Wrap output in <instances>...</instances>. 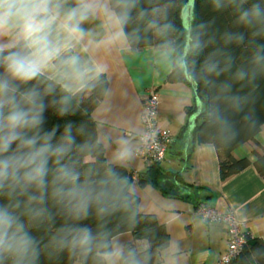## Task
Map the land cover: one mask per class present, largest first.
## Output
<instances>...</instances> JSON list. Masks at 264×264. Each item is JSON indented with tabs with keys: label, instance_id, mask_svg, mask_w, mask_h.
Wrapping results in <instances>:
<instances>
[{
	"label": "clouds",
	"instance_id": "1",
	"mask_svg": "<svg viewBox=\"0 0 264 264\" xmlns=\"http://www.w3.org/2000/svg\"><path fill=\"white\" fill-rule=\"evenodd\" d=\"M212 5L231 12L235 30L217 35L192 25L178 43L167 0H0V264H43L42 257L64 254L74 264H149L147 247L116 242L108 226L135 210L134 186L117 168L133 146L119 140L104 162L86 127L46 124L101 84L100 53L143 46L156 63L203 87L209 127L234 138L235 117L255 119L252 93L235 86L254 91L264 78V0ZM232 46L247 52L242 63Z\"/></svg>",
	"mask_w": 264,
	"mask_h": 264
},
{
	"label": "crops",
	"instance_id": "2",
	"mask_svg": "<svg viewBox=\"0 0 264 264\" xmlns=\"http://www.w3.org/2000/svg\"><path fill=\"white\" fill-rule=\"evenodd\" d=\"M190 5L191 1L183 12L184 19L190 13ZM98 58L104 65L108 87L91 115L98 124L97 138L104 147L107 162L112 161V154L121 139H127L135 152L142 131V99L150 89H156L159 94L157 125L172 135L165 159L160 163L164 171L180 175V181L171 176L161 179V187L172 186V194H165L150 185L140 187L136 181L132 183L139 197V211L153 214L158 223L165 226L169 236L168 246L160 252L156 264H215L224 252L226 225L207 222L197 216L195 209L200 202L220 213L233 211L249 237L264 241V178L255 167L251 164L222 180L218 155L212 144H195L190 158L186 157L185 148L190 145L191 133L197 123V114L186 112L188 107L196 104L193 88L183 83H167L165 79L171 69L156 63L147 47L131 52L100 53ZM255 139L264 149V123ZM253 148L254 144L247 142L236 147L232 154L235 158L253 162ZM151 163L138 159L134 153L123 166L139 173ZM198 187L206 188L210 193ZM113 239L123 244L132 240V235L123 233Z\"/></svg>",
	"mask_w": 264,
	"mask_h": 264
},
{
	"label": "trees",
	"instance_id": "3",
	"mask_svg": "<svg viewBox=\"0 0 264 264\" xmlns=\"http://www.w3.org/2000/svg\"><path fill=\"white\" fill-rule=\"evenodd\" d=\"M191 1L190 13L183 18V12L188 7ZM158 0H153L155 5ZM163 2V0H159ZM169 3V19L175 25L176 32L174 33L175 39L178 43L183 42L185 30L192 25L206 24L209 26L211 32H215L217 35L225 31L235 30L233 24V15L230 11H217L213 8L212 0H167ZM145 6L148 4L145 2ZM143 47V46H142ZM140 47V48H142ZM139 48V49H140ZM234 56L237 58V63H242L243 58L247 56V52L241 47L237 48L232 46L230 49ZM224 77H221L223 79ZM101 84L89 93L77 106L74 111L60 121L48 119L46 127H50L53 124H59L61 130H63L64 124H72L74 126L86 127L88 133L93 140L97 138L98 124L92 119V111L99 104L104 97V94L108 87V81L103 74L101 78ZM165 81L167 83H183L190 86L194 90V97L196 104L186 109L187 114L196 116V125L191 133L190 145L186 149L185 154L187 159L190 158L193 147L198 143H210L212 144L218 155L219 174L222 180L236 174L246 168L249 165H253L259 175L264 178V149L261 148L256 142V135L260 130V126L264 123V78L259 79L256 83L258 87L253 91L252 86L237 84L235 87L242 93H252L254 97V103L249 105V108L254 110L255 119L252 123H246L240 120L239 117L234 119L237 121L236 129L237 134L234 138L222 139L214 134L213 129L208 125L206 118L201 111V98L204 95L203 87L199 89L195 85L185 81L182 76L174 70H170L166 76ZM59 134V133H58ZM81 137H78V140ZM99 141V140H98ZM247 142H252L254 148L252 152L255 155V160L251 162L247 158H235L232 154L233 150ZM101 144V142H100ZM184 143L182 144V151L184 150ZM102 155L99 157L101 161L107 162L104 154V147ZM260 149V151L258 150ZM118 170L126 175L130 182L133 183L131 177L132 172L124 166L117 165ZM136 183L140 187L147 185L159 188L163 193L172 194V186L161 187V179L166 176H171L176 181H180V175L177 172L164 171L160 163H151L142 172L136 173ZM206 192L210 191L206 188L198 187ZM178 196V194H176ZM91 223V222H89ZM109 228L112 230L113 238L123 233H130L132 240L126 241L123 244L132 246H145L151 253V260L149 264H156L158 262V256L162 250L167 248L169 242V236L164 225L158 223L156 217L153 214H144L139 211V197L136 195V206L131 216L120 215L113 217L109 223ZM38 235H41L38 233ZM46 238V237H45ZM142 243L143 245L138 244ZM43 264H74L67 254L53 258L51 261H46L44 257L41 258ZM264 263V241L260 238H251L248 236L246 245L242 251L232 259L230 264H263ZM89 264H92L89 261Z\"/></svg>",
	"mask_w": 264,
	"mask_h": 264
},
{
	"label": "built area",
	"instance_id": "4",
	"mask_svg": "<svg viewBox=\"0 0 264 264\" xmlns=\"http://www.w3.org/2000/svg\"><path fill=\"white\" fill-rule=\"evenodd\" d=\"M159 94L156 89H150L142 99L140 124L142 131L138 136V145L135 156L140 160L152 163L164 161L168 147L172 142L169 130L157 125V111ZM135 181L137 175L132 172ZM195 213L207 222H220L226 225L227 242L224 252L215 264H230L246 245L248 235L243 231L242 224L238 221L233 211L218 212L214 207L200 202L196 205Z\"/></svg>",
	"mask_w": 264,
	"mask_h": 264
},
{
	"label": "water",
	"instance_id": "5",
	"mask_svg": "<svg viewBox=\"0 0 264 264\" xmlns=\"http://www.w3.org/2000/svg\"><path fill=\"white\" fill-rule=\"evenodd\" d=\"M190 7H191V5H190Z\"/></svg>",
	"mask_w": 264,
	"mask_h": 264
}]
</instances>
